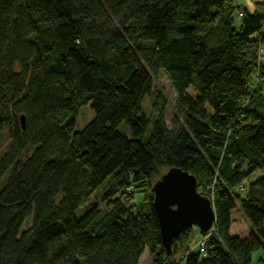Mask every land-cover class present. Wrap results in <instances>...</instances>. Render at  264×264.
<instances>
[{
  "label": "trees",
  "instance_id": "obj_1",
  "mask_svg": "<svg viewBox=\"0 0 264 264\" xmlns=\"http://www.w3.org/2000/svg\"><path fill=\"white\" fill-rule=\"evenodd\" d=\"M238 7L0 0V264H141L146 250L153 264H253L255 251L264 264V0L235 26ZM161 71L177 92L170 123ZM84 106L94 117L77 130ZM173 166L213 202L205 254L193 227L163 244L153 186Z\"/></svg>",
  "mask_w": 264,
  "mask_h": 264
},
{
  "label": "water",
  "instance_id": "obj_2",
  "mask_svg": "<svg viewBox=\"0 0 264 264\" xmlns=\"http://www.w3.org/2000/svg\"><path fill=\"white\" fill-rule=\"evenodd\" d=\"M22 121L24 125V117ZM153 207L163 244L170 253L175 239L186 227L209 233L216 226L212 200L199 191L194 174L177 166L168 169L154 184Z\"/></svg>",
  "mask_w": 264,
  "mask_h": 264
},
{
  "label": "rangeland",
  "instance_id": "obj_3",
  "mask_svg": "<svg viewBox=\"0 0 264 264\" xmlns=\"http://www.w3.org/2000/svg\"><path fill=\"white\" fill-rule=\"evenodd\" d=\"M257 1H259V0H236L237 5L239 7H238V10L234 14L235 26L239 25V17H240L239 12L244 11L243 8H246L248 11H252L256 6ZM263 52H264V46L261 45L259 48V54L261 53V55L263 56V54H262ZM259 54H258V57H259ZM259 70L260 69L258 66V71ZM261 78H262V80H264V77H261ZM262 83H263V81L261 82V84ZM154 86H155L154 87L155 93L159 92L161 94L162 98L165 99L164 115H165V118L167 119L168 123H170L171 119L173 117V114L175 112V101L177 98L176 89H175L173 83L171 82V80L169 79V77L167 76V74L165 73V71H161L159 73V75L155 78ZM189 91L192 92V89H190ZM144 107H145V110L147 111V113L151 116L153 114V106H152L151 99H149V98L145 99ZM93 117H94V112L92 111V109L89 106L82 107L80 114L76 120V129L77 130L82 129ZM151 127H153V122H151ZM120 130L123 132H126L128 135L131 134L130 128L127 127L126 125H122L120 127ZM261 174H262L261 171L254 173L247 181H245V184H247L248 181H254L258 177H260ZM213 190H214V188L212 186L206 192L210 196H212ZM238 191L242 194L245 192V188L240 186L238 188ZM96 194L97 193H94L89 198V200L84 203V205L82 206V209L85 208L91 202L97 200ZM117 196H119V194ZM139 197H142V194H140ZM101 207L105 208V204L101 203ZM81 210H78V212L80 213ZM233 216L236 220L245 219V217L243 215V211L241 210L239 204L236 207V209L234 210ZM243 224L246 225L245 222ZM193 232H194V238H193L194 240L191 241L190 245L193 249H196V251H197V250H199L200 242L203 240V238L205 236L199 232V228H197V227H193ZM207 239H208V237H207ZM207 243H208V240H207ZM206 250H207V247H206ZM185 251H186V249H184V246H179L176 258L177 259L182 258V256H184V254H185ZM261 255H262V251H255L253 253V255H252L253 264H258V259L260 258ZM140 263L141 264H153V258L150 256L148 250H146L144 252V254L142 255V257L140 259Z\"/></svg>",
  "mask_w": 264,
  "mask_h": 264
},
{
  "label": "built area",
  "instance_id": "obj_4",
  "mask_svg": "<svg viewBox=\"0 0 264 264\" xmlns=\"http://www.w3.org/2000/svg\"><path fill=\"white\" fill-rule=\"evenodd\" d=\"M239 16L241 17V16H243V12L241 11V12H239ZM263 54V56L261 55V53L259 54V57H258V61H257V63H258V66H259V69L260 70H263V72H264V52L262 53ZM261 72V71H260ZM259 76H260V74H258ZM256 86H258V82H259V78H257L256 79ZM255 86V87H256ZM212 232V231H211ZM211 232H209V233H207L206 235H204L205 237L203 238V240L200 242V246H199V249H200V252L202 253V254H205L206 253V247H207V237L209 238V235H210V233Z\"/></svg>",
  "mask_w": 264,
  "mask_h": 264
},
{
  "label": "crops",
  "instance_id": "obj_5",
  "mask_svg": "<svg viewBox=\"0 0 264 264\" xmlns=\"http://www.w3.org/2000/svg\"><path fill=\"white\" fill-rule=\"evenodd\" d=\"M259 1H261V0H259ZM258 2V1H257ZM236 4H237V2H236ZM244 9H246V8H244ZM255 10V8L252 10V11H249V12H253Z\"/></svg>",
  "mask_w": 264,
  "mask_h": 264
}]
</instances>
